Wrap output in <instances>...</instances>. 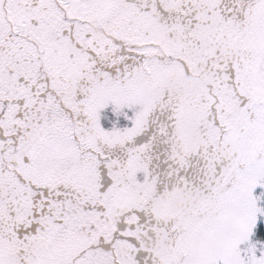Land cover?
<instances>
[{"label": "snow or ice", "instance_id": "snow-or-ice-1", "mask_svg": "<svg viewBox=\"0 0 264 264\" xmlns=\"http://www.w3.org/2000/svg\"><path fill=\"white\" fill-rule=\"evenodd\" d=\"M0 264H264V0H0Z\"/></svg>", "mask_w": 264, "mask_h": 264}]
</instances>
